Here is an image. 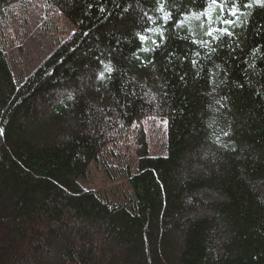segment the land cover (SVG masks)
Instances as JSON below:
<instances>
[{"label":"trees","instance_id":"16d2710c","mask_svg":"<svg viewBox=\"0 0 264 264\" xmlns=\"http://www.w3.org/2000/svg\"><path fill=\"white\" fill-rule=\"evenodd\" d=\"M47 2L73 31L19 86L0 43V264H264V6ZM132 131L111 204L79 179Z\"/></svg>","mask_w":264,"mask_h":264},{"label":"rangeland","instance_id":"374dc122","mask_svg":"<svg viewBox=\"0 0 264 264\" xmlns=\"http://www.w3.org/2000/svg\"><path fill=\"white\" fill-rule=\"evenodd\" d=\"M73 31L70 22L47 0H18L0 12V43L17 86L22 84ZM140 127L151 155H165L166 121L146 118ZM136 134L116 147L107 149L79 179L85 190H92L111 204L128 195L126 175L135 167Z\"/></svg>","mask_w":264,"mask_h":264},{"label":"snow or ice","instance_id":"6c2138e0","mask_svg":"<svg viewBox=\"0 0 264 264\" xmlns=\"http://www.w3.org/2000/svg\"><path fill=\"white\" fill-rule=\"evenodd\" d=\"M212 2L215 4V3H217V0H212ZM255 3L260 4L261 6H264V0H255ZM249 6H251V5H249ZM160 10L163 11V5H161V9ZM167 18H168V13H165V19H167ZM208 34L211 35V32H209ZM104 71L110 73V72L113 71V69L111 68V66L105 65ZM103 76H104V73L101 72L100 73V78H103ZM0 131H2V130H0Z\"/></svg>","mask_w":264,"mask_h":264},{"label":"bare ground","instance_id":"6f19581e","mask_svg":"<svg viewBox=\"0 0 264 264\" xmlns=\"http://www.w3.org/2000/svg\"><path fill=\"white\" fill-rule=\"evenodd\" d=\"M7 58V57H6ZM8 62V61H7ZM11 70V69H10ZM12 74V73H11ZM13 76V75H12Z\"/></svg>","mask_w":264,"mask_h":264}]
</instances>
